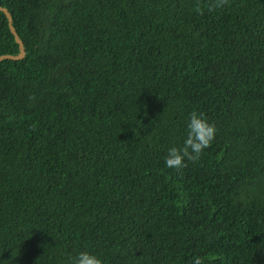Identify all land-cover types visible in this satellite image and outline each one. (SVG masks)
Returning a JSON list of instances; mask_svg holds the SVG:
<instances>
[{
	"label": "trees",
	"instance_id": "obj_1",
	"mask_svg": "<svg viewBox=\"0 0 264 264\" xmlns=\"http://www.w3.org/2000/svg\"><path fill=\"white\" fill-rule=\"evenodd\" d=\"M207 3L0 0V264H264V0Z\"/></svg>",
	"mask_w": 264,
	"mask_h": 264
},
{
	"label": "clouds",
	"instance_id": "obj_2",
	"mask_svg": "<svg viewBox=\"0 0 264 264\" xmlns=\"http://www.w3.org/2000/svg\"><path fill=\"white\" fill-rule=\"evenodd\" d=\"M227 0H208L206 5L207 11L213 12L222 8ZM197 13L203 14L204 9L197 7ZM216 126L209 123L203 113L193 111L189 114L187 123V135L182 146L172 147L168 150L165 164L168 168L175 169L177 172L182 171L188 166V163H195L200 159L205 149L209 148L216 137ZM218 256L210 259H219ZM10 264L9 261H3V264ZM73 264H103L100 257L90 251L79 252L73 260ZM192 264H204V260L196 257Z\"/></svg>",
	"mask_w": 264,
	"mask_h": 264
},
{
	"label": "water",
	"instance_id": "obj_3",
	"mask_svg": "<svg viewBox=\"0 0 264 264\" xmlns=\"http://www.w3.org/2000/svg\"><path fill=\"white\" fill-rule=\"evenodd\" d=\"M0 10L3 11L7 17L8 25L11 33L14 36L15 41L18 43V53L17 54H1L0 60L2 59H21L25 55V49L22 40L20 39L19 35L17 34L13 24H12V18L10 13L8 12L7 8L0 6Z\"/></svg>",
	"mask_w": 264,
	"mask_h": 264
}]
</instances>
